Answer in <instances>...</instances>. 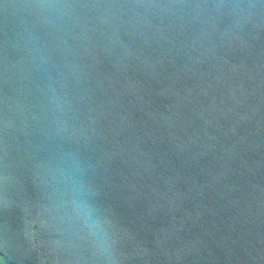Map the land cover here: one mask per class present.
Segmentation results:
<instances>
[{
  "label": "water",
  "instance_id": "water-1",
  "mask_svg": "<svg viewBox=\"0 0 264 264\" xmlns=\"http://www.w3.org/2000/svg\"><path fill=\"white\" fill-rule=\"evenodd\" d=\"M36 2L0 0V264H106L58 218L67 156L118 264H264L261 0H68L58 27ZM232 2L259 7H133Z\"/></svg>",
  "mask_w": 264,
  "mask_h": 264
},
{
  "label": "clouds",
  "instance_id": "clouds-1",
  "mask_svg": "<svg viewBox=\"0 0 264 264\" xmlns=\"http://www.w3.org/2000/svg\"><path fill=\"white\" fill-rule=\"evenodd\" d=\"M264 4V0H261ZM45 22L58 27L77 14L78 5L68 0H37L30 6ZM149 10H159L171 14H216L224 10L230 11L238 18L256 11L258 5L252 3H167L143 4L133 6ZM53 103L58 100L53 98ZM52 181L55 183L58 218L71 229L84 235L93 245L97 254L106 264H118V258L109 230V222L99 211L91 196L89 185L82 178V168L79 161L71 156L63 158L50 169Z\"/></svg>",
  "mask_w": 264,
  "mask_h": 264
}]
</instances>
